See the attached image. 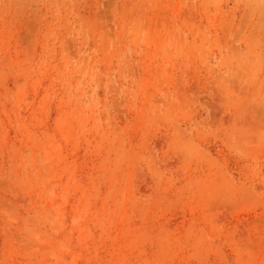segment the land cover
<instances>
[{
    "label": "rangeland",
    "instance_id": "rangeland-1",
    "mask_svg": "<svg viewBox=\"0 0 264 264\" xmlns=\"http://www.w3.org/2000/svg\"><path fill=\"white\" fill-rule=\"evenodd\" d=\"M0 264H264V0H0Z\"/></svg>",
    "mask_w": 264,
    "mask_h": 264
}]
</instances>
